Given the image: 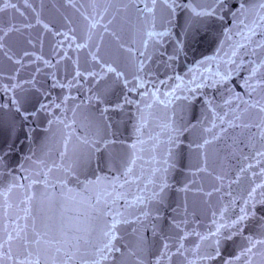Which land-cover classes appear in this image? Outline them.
Masks as SVG:
<instances>
[{"label": "snow or ice", "instance_id": "snow-or-ice-1", "mask_svg": "<svg viewBox=\"0 0 264 264\" xmlns=\"http://www.w3.org/2000/svg\"><path fill=\"white\" fill-rule=\"evenodd\" d=\"M226 2L88 0L85 8L63 0L81 22L64 16L66 31H60L23 0L35 15V25L23 28L43 29L26 44L42 49L44 35L60 38L48 58L20 48L15 34L23 35L22 27L0 20V60L12 66L7 76L0 72V81H9L0 83L8 97L0 103V127L5 114L10 138L17 119L23 124L43 115L45 131L62 126L55 159L32 152L9 169L15 141L0 149V264H264V58L250 61L243 94L229 84L245 56L264 50V14L250 24L240 21L238 40L229 28L215 56L189 69L187 80L175 75L168 78L174 84L154 82L148 68L150 49L172 41L174 55L167 60L179 59L199 25L218 17ZM259 8L264 11V0ZM12 10L25 15L17 0H0V16ZM250 12L242 3L237 19ZM61 65L70 79L58 77ZM30 67L22 79L20 72ZM41 73L51 79L50 89L65 94L53 98ZM117 84L123 94L110 99ZM85 85V99L72 94ZM219 86L230 93L223 105L208 98L202 117L186 121V109L202 90ZM124 116L134 121L130 142L120 132L128 123ZM34 131L28 128L25 137ZM188 132L198 135L185 144ZM184 148L194 162L177 188L173 179ZM173 191L183 194L179 207L169 199ZM189 194L198 199L190 204ZM229 242L236 249L226 253Z\"/></svg>", "mask_w": 264, "mask_h": 264}, {"label": "water", "instance_id": "water-1", "mask_svg": "<svg viewBox=\"0 0 264 264\" xmlns=\"http://www.w3.org/2000/svg\"><path fill=\"white\" fill-rule=\"evenodd\" d=\"M32 6L40 12V19L45 23H50L55 26L57 30L66 31V26L64 23V16L71 17L73 20L77 21V23L81 22L79 14L75 12L74 9L64 7L63 0H44L43 5H41L40 0H30ZM195 2L202 4L207 7L211 4V0H195ZM261 0H227L226 4L218 10V17L208 18L203 21L199 25V31L194 34V37L188 41L184 52L179 56V59L174 62H168V56L174 55V44L172 41H166L162 47H159L155 50L150 49V53L152 56L151 61L148 63V68L151 69L150 76L153 81L157 80H167L168 84H174L173 80H169V77L179 75L183 76L185 80L191 75L189 69H194L198 63L205 59L206 57L215 56L221 42L225 40L224 33L231 28L232 29V38L233 40L240 39L239 36L236 35L237 31L243 30V24H250L253 19H258V15L264 14L259 8ZM18 7L22 12H24V16H21L19 13H16L14 10L10 12H6L0 16V20H2L5 24L12 19V22L16 23L18 26L22 27L23 35L17 33L15 34V38L20 41V48L27 47L29 51H34L37 54H42L46 58L51 55V48L55 45L56 39L51 33L44 35V44L43 48L37 45L35 49L31 48L26 44V38L31 35L32 37H36L43 33L42 27L36 25L31 29H24L23 25L26 23H31L35 25V15L31 12V10L25 9L23 5V0H17ZM80 4H83L85 8L88 7V0H79ZM244 4L246 8L251 9V12L248 14V18L245 19L243 16H237L240 12V5ZM79 6V5H78ZM59 9V11H57ZM219 17H222L219 18ZM243 21V24L240 23ZM19 51V48L17 49ZM225 50H227V44L225 45ZM244 51V50H242ZM69 55H72L69 52ZM261 58H264V50H257L256 55H252L251 53L243 58V67L240 71L236 72L233 75V78L229 81L232 89L237 92H241L243 94V89L240 87L243 84L244 79L249 75V69L253 66L250 61H256L257 63ZM81 59L83 60V54H81ZM67 63V62H65ZM34 67V66H32ZM147 70V69H146ZM12 71V66L6 60H0V72H3L5 76H7ZM32 68H26L20 72V77L22 79L27 78L31 74ZM50 69H45L44 72H49ZM221 71H223V65H221ZM58 77L60 79H70V76H66L64 65L60 66V71L58 72ZM132 76L129 75V79ZM39 79L45 88H49L51 83V79L45 77L44 73H41ZM9 81L4 79L0 81V83L7 84ZM88 85H85V91L77 92L76 89H72V94L78 96L79 99H85L88 95L86 89ZM114 93L110 97V99H116L117 96L123 94V90L121 86L113 85ZM52 93V97H60L65 93H62L60 89H50ZM165 86H161V91H164ZM230 93L227 91V88L224 86H219L215 88H205L202 90V95L195 98L191 105L186 109L185 120L190 121L191 123H196L199 118L205 113V103L204 101L208 98L214 100L217 105H223L224 100L228 98ZM132 98L139 100L138 95L132 94ZM248 97L245 96V99ZM8 97L0 93V103H7ZM85 103L87 101L85 100ZM178 104H183V101L177 102ZM71 104V102H70ZM31 109L32 105H28ZM218 111L221 109L218 108ZM94 111V109H93ZM128 111L134 112V109H128ZM69 119L72 117V113L69 111L67 113ZM11 117L8 114H5V126L0 127V149L6 148L7 144L15 141L16 151L8 158V166L9 169H16L18 164L24 163V157L30 155L32 152L36 153V157L41 158H51L55 159L57 152L61 150L62 146V137H61V128L62 126L53 125L52 128L48 131L45 129L48 128L47 125V117L41 116L36 120H29L28 122L20 123L19 119H17V129L13 136L9 137V130L7 128V120ZM114 118L119 119L120 117L114 114ZM123 119L128 121L127 124L121 125L120 132L123 135V138L130 142L128 139L131 135V123L134 121H130L128 116H124ZM28 128H34L35 131L32 133L30 137H25V130ZM198 135V132H188L184 135V143H189L195 136ZM36 157H33L34 159ZM192 160L194 162L192 156L190 155L187 148L183 149V156L181 159V171H178L174 175L173 183L176 184V187H180L182 182L185 180L186 174L189 171V162ZM28 166L27 164L25 165ZM179 182V183H178ZM243 190V186L235 191ZM183 194L177 191H173L170 193V201L175 207H179L182 202ZM189 203L191 204L193 200L198 199L197 197L189 194ZM212 202H216V198H212ZM201 220L203 223H207L206 217L202 216ZM251 223V222H250ZM245 232H250V229H245ZM239 243V239L237 240ZM236 249V245L229 242L226 247V253H231Z\"/></svg>", "mask_w": 264, "mask_h": 264}]
</instances>
